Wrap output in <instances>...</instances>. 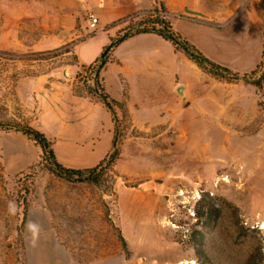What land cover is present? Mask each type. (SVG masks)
I'll return each mask as SVG.
<instances>
[{
	"label": "rangeland",
	"instance_id": "374dc122",
	"mask_svg": "<svg viewBox=\"0 0 264 264\" xmlns=\"http://www.w3.org/2000/svg\"><path fill=\"white\" fill-rule=\"evenodd\" d=\"M90 1L0 0V220L19 230L13 237H0V264L36 263L44 250L37 244L42 239L23 232H32L45 215L63 230L69 257L84 262L104 254L98 248L102 242L107 252L121 254L124 264H264V80L258 91L260 112L249 124L236 120L228 126H183L156 118L154 112L151 118L141 115L147 110L133 117L124 99L123 109H116L119 154L101 166L97 184L50 170L43 151L29 169L8 173L7 160L15 156L12 145L24 150L31 145L29 137L10 125L83 132L86 125L76 120L78 106L69 100L68 85L76 94L103 102L95 87L105 90L101 72L106 67L97 70L107 45L91 64H81L79 53L90 60L105 35H96L89 11L80 29L66 31L63 25L66 18L75 19L71 12L77 3ZM249 1L215 0V7L239 11ZM156 8L164 16L165 9L156 4L109 27H119L117 35L133 32ZM115 70L105 74L111 78ZM41 75L49 80L47 86L57 78L61 83L49 93L42 86L39 93L20 87L21 79ZM50 103L58 122L47 119ZM109 123L102 119L91 127L95 131L88 139L76 142L95 151L97 165L113 152L115 129L111 138ZM46 135L57 157L61 142ZM136 200L138 210L130 206ZM112 215L124 232L114 226ZM22 219L27 225L21 233Z\"/></svg>",
	"mask_w": 264,
	"mask_h": 264
},
{
	"label": "crops",
	"instance_id": "0c3cea01",
	"mask_svg": "<svg viewBox=\"0 0 264 264\" xmlns=\"http://www.w3.org/2000/svg\"><path fill=\"white\" fill-rule=\"evenodd\" d=\"M156 4L165 9L163 15L174 29L210 59L240 73L252 71L260 64L264 48L262 0H251L239 11L235 7H215V0H91L83 5L77 3L75 10L71 12L76 17L65 19V30L83 27L84 14L89 11L98 18L96 35H105L104 41L96 45L94 56L90 60H84L79 53L80 63H93L101 56L102 49L117 36L119 27H109L112 22L133 12L151 10ZM188 10L198 13H190ZM108 59L106 68L101 72L104 88L114 99H125L126 108L133 117L147 110L141 115L151 118L150 112H154L156 118L164 117L168 122L173 120L175 124L183 126H228L236 125V120H240L241 124H249L260 112L259 88L256 85L218 78L200 68L185 53L177 50L170 40L157 33H139L128 38L113 48ZM112 68L116 70L109 78L105 73ZM45 76L25 77L21 79L20 87L27 85L39 93L42 86L48 93L53 92L61 82L59 78L53 79L47 86L49 80ZM68 86L69 100L78 106L76 120L86 125L85 130L81 133H60L58 128L51 129L50 132L45 126L39 127L61 142L56 153L63 165L72 168L94 167L100 162L95 151L76 142L88 139L95 131L91 127L101 124L102 119H109L112 138L114 121L103 102L94 101L88 95L76 94L74 88ZM53 102L57 103L56 99ZM38 103L39 114L42 116L41 100ZM50 107L52 111L47 119L58 122L60 116L51 103ZM22 134L25 136L23 132ZM30 142L29 150H24L17 143L12 145L10 151L15 156L7 160L8 173L25 171L39 161L42 150L32 140ZM130 206L138 210L139 201H132ZM112 218L114 226L124 232L125 227L121 221H117V216L112 215ZM37 221L35 229L27 233L22 229L27 225V220L25 224L23 219L20 222V232L23 235L42 239L37 244L44 247V250L41 252L42 256L36 258L35 264H124L122 255L107 252V244L102 242L98 248L104 254L96 260L84 262L74 256L69 257V251L61 240L63 235L60 233L63 230L60 232L53 219L46 215L43 220ZM7 222L8 220L2 223L0 220V237L19 234L17 228L9 229ZM107 229L108 226H104L103 230ZM114 237L115 235V248L118 249ZM101 245H104V249Z\"/></svg>",
	"mask_w": 264,
	"mask_h": 264
},
{
	"label": "trees",
	"instance_id": "16d2710c",
	"mask_svg": "<svg viewBox=\"0 0 264 264\" xmlns=\"http://www.w3.org/2000/svg\"><path fill=\"white\" fill-rule=\"evenodd\" d=\"M263 9H264V0H263ZM139 28L133 32L124 31V33H119L116 37L111 39L110 44H108L102 56L99 58L100 60V68L97 70V74L100 69L106 67L108 63L107 54L108 52L116 45L122 43L128 38L135 36L139 33H157L163 38L170 40L177 50L185 53L191 60H193L200 68L203 70L212 73L218 78L228 81V82H239L246 81L248 83H252L256 85L258 88L262 87V83L264 80V71L261 72V69L264 70V48H263V58L260 64L252 71L240 73L233 71L232 69L210 59L206 56L193 42L184 37L180 32L174 29L171 22L164 16L160 15L158 9L154 10V13H151L148 18L141 21L138 24ZM142 26V27H141ZM97 86L100 85L99 80H96ZM98 91L101 100L107 109L111 112L113 121L115 124V134L113 139V152L112 154L105 158L101 163L94 167L89 168H72L66 167L62 163H60L56 157L55 151L52 147V141L46 135L45 132L39 130L38 128L26 124V125H10L12 128L17 131H22L27 137L33 140L37 145L42 148L43 156L48 162V167L50 170L55 173L69 179V180H77L81 182L95 183L99 182L100 174H101V166L106 163L111 164L115 161L119 154L118 150V125H117V113L116 109H123L124 103L122 101H118L114 99L109 93L105 90L99 91L98 87L96 88ZM210 217V214H209ZM25 221V219H24ZM24 223V222H23ZM197 254L200 257V252L196 250Z\"/></svg>",
	"mask_w": 264,
	"mask_h": 264
},
{
	"label": "built area",
	"instance_id": "2783aa9c",
	"mask_svg": "<svg viewBox=\"0 0 264 264\" xmlns=\"http://www.w3.org/2000/svg\"><path fill=\"white\" fill-rule=\"evenodd\" d=\"M98 22V18L96 16L93 15L92 21H91V25L95 26Z\"/></svg>",
	"mask_w": 264,
	"mask_h": 264
},
{
	"label": "water",
	"instance_id": "95a60500",
	"mask_svg": "<svg viewBox=\"0 0 264 264\" xmlns=\"http://www.w3.org/2000/svg\"><path fill=\"white\" fill-rule=\"evenodd\" d=\"M188 12H190V13H198L197 11H193V10H188Z\"/></svg>",
	"mask_w": 264,
	"mask_h": 264
}]
</instances>
